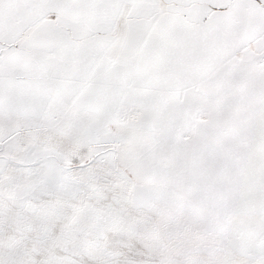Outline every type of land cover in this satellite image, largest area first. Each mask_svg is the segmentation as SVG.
I'll return each instance as SVG.
<instances>
[{
  "label": "snow or ice",
  "instance_id": "obj_1",
  "mask_svg": "<svg viewBox=\"0 0 264 264\" xmlns=\"http://www.w3.org/2000/svg\"><path fill=\"white\" fill-rule=\"evenodd\" d=\"M0 264H264V0H0Z\"/></svg>",
  "mask_w": 264,
  "mask_h": 264
}]
</instances>
